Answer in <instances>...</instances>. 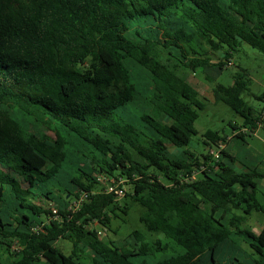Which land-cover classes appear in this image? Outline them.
<instances>
[{
	"label": "trees",
	"instance_id": "16d2710c",
	"mask_svg": "<svg viewBox=\"0 0 264 264\" xmlns=\"http://www.w3.org/2000/svg\"><path fill=\"white\" fill-rule=\"evenodd\" d=\"M243 42L264 54V0H0V264H264V228L243 226L264 173L225 161L219 131L188 147L207 104L184 73L216 81ZM250 88L244 70L213 89L246 136L264 124ZM134 204L154 235L117 246L90 226Z\"/></svg>",
	"mask_w": 264,
	"mask_h": 264
},
{
	"label": "rangeland",
	"instance_id": "374dc122",
	"mask_svg": "<svg viewBox=\"0 0 264 264\" xmlns=\"http://www.w3.org/2000/svg\"><path fill=\"white\" fill-rule=\"evenodd\" d=\"M234 54V57L231 58L232 64L228 63L227 68L223 71L221 76L216 81H205V79L201 75H196L193 72L184 73L187 81L193 82L199 88H201V95L207 104L206 109L200 112V116L196 120V127L198 128L200 133L192 137V141L188 146L191 151L194 150L198 153H207L208 149H206L207 147L204 145L203 137L201 136V133L205 132L207 129L216 130L224 128L227 133L231 134L232 127H230L228 124L230 122L234 124H242L244 120L241 115L234 112L228 105L224 104L223 102H217L215 100L213 89L216 83L231 85L234 82V75L238 72H243L244 70H246L248 73V77L251 78V88L250 91H247L243 96L250 102L251 105L255 106L256 108L264 105V98H257V96L264 94V54L251 47L246 42H243L240 49ZM213 58L214 60L218 59L217 56H213ZM211 76L213 75L211 74ZM142 111L143 108L139 106L137 108V113L140 114ZM34 129L37 131L41 130L38 127H35ZM239 141L243 143L242 139H239ZM246 141L257 149L258 157L256 158V166L261 164L260 154L264 155V126L259 130V134H254L253 137L247 136ZM168 146L172 152H180V150L176 149L172 144H169ZM231 149L234 150L236 148L235 146H233L231 147ZM236 151L238 150L236 149ZM239 151L244 154L247 151V147H240ZM262 159V163L264 164V156L262 157ZM124 187L127 190L129 189L127 186ZM68 189L70 190L71 186H66V190ZM61 195L62 190L58 189L54 191L56 200H58V197ZM72 197H75L74 194L72 195ZM119 200L121 203H123L125 200H130V198L128 196H123ZM46 201L49 202L48 199H46ZM54 208L57 209V205L54 206ZM139 211L140 207L137 204H134L127 216H123V213L119 212V214L124 218L112 217L111 229H108L107 235L104 237L105 241H108L110 238H112L114 239V242L117 246L133 245V243H135L134 237L131 236V232L133 231V229H140L145 231L146 234L154 235V233H151L145 229L143 223L140 221ZM240 212L242 211L239 210V213ZM58 244L66 251H69L71 249V244L62 239L58 241ZM246 246L247 252L252 255L250 246L247 244Z\"/></svg>",
	"mask_w": 264,
	"mask_h": 264
},
{
	"label": "crops",
	"instance_id": "0c3cea01",
	"mask_svg": "<svg viewBox=\"0 0 264 264\" xmlns=\"http://www.w3.org/2000/svg\"><path fill=\"white\" fill-rule=\"evenodd\" d=\"M196 75H201L205 81L207 80L205 78V76L199 72L195 73ZM189 82V81H188ZM192 85H194L199 91L200 93H202V90H200L201 88H199L196 84H194L193 82H190ZM200 83V82H199ZM209 87V86H208ZM230 127H232V133L229 134L227 133L224 128H220V129H216L215 131H219V135L223 138L226 139L227 141V147H226V152L228 154L227 157H225V161H227L234 169H236L238 172H248L250 169L252 168H256V170H258L259 172L264 173V165L262 163L263 159L262 157L264 155L260 154L261 156V164L256 166V158L258 157L257 155V149L256 147L252 146L251 144H249V142L246 141V135L243 134L245 133L244 129V121L242 122V124L239 123H232L230 122L228 124ZM264 124L261 125L260 127H258L257 129H255V132L253 133V135L249 136V137H253L254 134H259V130L261 128H263ZM213 130V129H211ZM242 132V136L237 135V133ZM239 139L243 140V143H241L239 141ZM235 146V148L238 150L236 151V149L232 150L231 147ZM247 147V151L242 154L239 151L240 147ZM263 167V168H262ZM256 181L257 184V197L259 198V201L264 205V177H256V179H254ZM245 222L244 225L245 227L251 228L252 231H254L255 233H260L261 230L264 228V213L260 212V211H256L253 212L252 214L246 215L245 218Z\"/></svg>",
	"mask_w": 264,
	"mask_h": 264
},
{
	"label": "built area",
	"instance_id": "2783aa9c",
	"mask_svg": "<svg viewBox=\"0 0 264 264\" xmlns=\"http://www.w3.org/2000/svg\"><path fill=\"white\" fill-rule=\"evenodd\" d=\"M229 64H232V62H229ZM224 147L223 143H220L219 145V149H211L210 153L213 154L216 159L220 157V149ZM204 167H201L198 170H195L192 175H191V180L192 179H196L199 175V173L201 172V170H203ZM98 181L100 182V184L103 186L104 190L108 193H113L116 195V197L121 198L125 195V185H124V178L122 177H114V176H109L107 174H101L98 176ZM81 200H76L74 202L75 206L80 205ZM91 227H94L95 230L97 231V234L100 238H104L107 235L108 229L105 226H102L99 221L94 220L92 222V224L90 225Z\"/></svg>",
	"mask_w": 264,
	"mask_h": 264
}]
</instances>
